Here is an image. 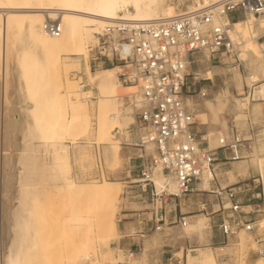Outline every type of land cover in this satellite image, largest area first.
Returning <instances> with one entry per match:
<instances>
[{
    "label": "bare ground",
    "instance_id": "bare-ground-1",
    "mask_svg": "<svg viewBox=\"0 0 264 264\" xmlns=\"http://www.w3.org/2000/svg\"><path fill=\"white\" fill-rule=\"evenodd\" d=\"M220 1L192 0L189 9L204 8ZM182 11L177 9L174 0H0V165L3 177L0 186V240L4 249L3 264H79L80 259L88 260L90 264H99L101 259L103 264L121 262L120 256L111 257L107 248L115 234L120 232L116 219L123 186L108 179H103L101 183H83L80 177L71 176L74 163L75 166L78 163L82 166L87 158L78 154L74 162L70 144L66 142L81 147V140L89 138V95L92 93L84 89L85 85L80 82L82 78L76 79L72 71L77 72L84 61L86 77L98 88L97 141L99 150L101 143L106 144L103 148L106 159L111 167H115L121 161V142L132 139L128 128L137 125L135 113L144 105V98L139 86L121 83L119 74L124 71V66L93 72L89 63L90 46L99 42V35L108 36L113 41L112 38L117 37V27L124 22L171 18ZM49 18L62 22L60 36H52L43 30V23ZM223 20L228 19L215 17L214 23ZM233 27L232 36L237 44L238 56L242 59L244 56L251 71L247 76L249 86L253 87L251 94L241 100L229 86H220L217 90L202 88L199 96L184 95V103L190 112L206 117V112L210 110L215 124H219V116L223 113L239 120L247 117L252 100L256 101V110L264 104V41H260V36L264 34V15L247 14L235 20ZM206 56L210 61L211 54L206 52ZM210 73L213 75L212 71ZM254 73H261L259 81L262 83H257ZM17 89L31 103L27 107L31 121L25 138L30 137V142L37 138L41 143L37 147H45L52 154L50 164H41L35 144H26L19 155V180L15 176L18 183L12 180L15 173L11 167L14 151L11 148L13 135L25 119L17 113L13 97ZM211 131L207 137L209 147L216 149L223 135L217 139L214 133L220 134L219 129ZM147 151L152 152L153 145L147 144ZM260 151L264 153V144ZM255 162L264 180V155L258 156ZM242 172V165L237 171L229 170V181H235ZM151 178L159 196L180 195L177 179L160 168L154 170ZM61 180L65 184L59 183ZM46 181L55 184L51 192L54 194L43 191ZM200 187L212 190L208 178ZM47 196L63 199L71 208L70 215L54 219L56 204L44 202L42 198ZM60 221L65 226L53 228V223ZM176 226L168 231L170 242L181 239L187 231L202 236L209 228V218L205 213L186 226ZM256 227H264V218L256 223ZM251 234L254 235L242 230L240 244L246 245ZM156 236L153 242H157ZM66 237H71L76 247L68 254L62 251V238ZM58 256L64 258L57 260ZM262 260L264 256H258L253 264ZM139 263L140 260H131V264ZM189 264L219 263L214 251L210 250L202 260L190 255Z\"/></svg>",
    "mask_w": 264,
    "mask_h": 264
},
{
    "label": "built area",
    "instance_id": "built-area-1",
    "mask_svg": "<svg viewBox=\"0 0 264 264\" xmlns=\"http://www.w3.org/2000/svg\"><path fill=\"white\" fill-rule=\"evenodd\" d=\"M234 13L242 14L240 18L247 14L264 15V0H221L204 8L179 12L171 18L124 22L117 27V37L104 43L107 45L102 47L101 54L113 64L117 62L125 67L119 75L121 83L139 86L144 98V105L135 113L137 125H134L139 145L145 149H140L139 156L142 159L141 189L144 192L150 189L153 199L159 196L151 178L156 168L177 179L180 195H174L176 197L209 192L200 187L208 178L214 187L211 192L216 203L210 206L205 203L203 211L220 217V220H211L221 236L218 244H228L230 238L244 230L255 235L254 254L264 256V232L256 227L253 217L260 210H245L244 206L251 202L250 195L242 194L241 186H222L218 177V150L229 148L238 154L242 138L233 132L230 141L223 137L220 146L211 149L209 141L195 128V116L184 103V95L197 94V78L192 71L197 54L209 52L212 61L217 54L219 60L223 55L239 58L232 36L235 20L230 15ZM215 17L228 20L214 23ZM43 30L60 36L63 25L58 19L49 18L44 21ZM254 131L252 125L248 139L253 137ZM147 144L153 145L152 154H148ZM189 217L156 206L151 221L155 231H163L172 224L186 226ZM192 252L193 249H186V257ZM3 254L0 240V264H3ZM136 254L135 250H128V257Z\"/></svg>",
    "mask_w": 264,
    "mask_h": 264
},
{
    "label": "rangeland",
    "instance_id": "rangeland-1",
    "mask_svg": "<svg viewBox=\"0 0 264 264\" xmlns=\"http://www.w3.org/2000/svg\"><path fill=\"white\" fill-rule=\"evenodd\" d=\"M174 2L176 3L177 9L183 11L188 10L189 6L193 4L192 0H174ZM241 16L242 14L234 13L230 15V18L232 20H237ZM109 41L110 38L108 36L99 35V42H97L95 46L94 45L90 46L89 63L91 65V68L93 69L92 70L93 72L118 65L123 66L122 64H119L117 62L113 64L101 54L102 47L107 45L104 43H108ZM260 41H264V34L260 36ZM219 57H220L219 54H217L215 55V61H212V59L211 61H208L206 53H200L196 55V62L193 63L192 65V71L195 73V75L197 76L196 73L198 71L201 72L203 69L210 67L213 73V77L196 79L195 92L199 93L201 87L204 86L209 89H218L220 86H229L233 94L236 95L237 98L241 100H245V98L249 94H251L253 87L249 86L250 84L247 79V76L249 75V73H251V71H249L246 66V61L244 60V56L242 59L241 57L238 58L237 56L223 55L221 60H219ZM200 59L204 60V62L201 63ZM124 70L126 69L124 68ZM85 74H86L85 62L82 61L81 68L77 70V72L72 71V75H74L76 79H79L81 77L82 79L80 82L83 85H85L84 89L86 91H90L93 93L92 94L89 92L91 94L89 95V99H90L89 102L91 103L90 136L89 138H87L88 140L87 139L81 140L82 141L81 145H83L81 147H76L74 146V144L70 143L69 141H67L66 144H70V150L74 162H75V157L78 156V154L82 156L86 155L87 158V160L83 162L84 163V165H82L83 167L79 163H78L79 165L77 164L75 166L76 162L74 163L71 176H73L74 178L80 177L83 183H86L87 181L101 183V181L103 182V179H108L114 182H120L121 187L123 186L121 200H120V211L118 212L116 219L120 232L115 234V236L111 241V244L107 248V252L109 253V255L111 257L120 256L121 262L119 264H131V260H136V259L140 260L141 264L142 263L143 264H187L189 260L186 257V249H193V252L191 254L197 260H202L204 259L205 254L209 252L212 248L214 250V254L219 264H250V263L253 264L254 263L253 261L258 257L252 251L253 248L256 247V244L254 242L255 235L252 234L249 235V240L247 241L246 245H241L239 242V239L241 237L240 236L241 231L237 236L230 238L228 244H212V237L218 231L217 228L214 227L211 218L209 219L208 230H210L211 226L213 227L209 234H208V230L202 236H198V234L194 231H187L186 233H184V236L186 234L189 235L183 241L178 242L174 245L166 241L164 242L167 235L166 230L164 229L158 234V240L156 241L159 242L157 244H149V247L147 248V252H145L146 253L145 255L144 250L147 247L146 244L149 243L147 241H151L155 236V233H157L153 229L152 231H149V233H147L148 236L144 238L145 245L143 246L144 248L143 251L140 254H136L135 257H131V258L128 257V250L131 246L130 244L134 242L135 235L132 233H134L135 229L138 228L137 224H139L137 217L133 215V213H136L137 210H139L140 212L142 208L148 207L150 208L148 209V211L150 212V217H151L152 216L151 212L156 206L158 207L168 206L167 208H170V206L175 204L176 202L185 203L186 198H188L189 196L185 197L183 195L181 197H176L174 195L169 194L167 196H162V197L156 196L153 199L150 189H149L150 194H143V195L141 194L142 186L141 183H139V179H141L142 177L141 176L142 159L139 156L141 154L140 149L141 148L144 149V147H141L139 145L140 143L139 137L137 138L135 137L138 135H137V129L135 128L134 125H131L128 128V130L132 132V136H133L132 139L126 142L125 141L121 142L122 148H121L120 163L115 167H111L108 164V161L106 159L107 156L105 154V150L103 149L105 148L104 146H106V144L101 143V148L99 150V142L97 141V136H96L97 121H98L97 117L99 115L97 104H98V99L100 98V94L98 93L99 92L97 90L98 88L92 85V83H90L89 77L88 76L86 77ZM253 76L257 80V83H262V81H259L261 73H254ZM19 91L20 90L17 89L13 97L15 98V103H16L15 105L18 109L17 113L21 114L24 117L25 121L22 125L20 124L21 126H19V128L17 127L13 135V140H12L13 145L11 144L12 145L11 149L14 150V151L11 150L13 153L12 156L13 160L10 158L11 161H13V163L11 162L12 163L11 165H13L11 166L13 168L12 172L15 173L14 177H12V180H14V182L16 181L17 183L21 171L20 163H18L19 155L20 152H23V150H25L26 144L27 145L30 143H31L30 145L35 144L34 147L36 146V151L38 152L36 155L41 164L46 163L45 165H48L51 163V159H52L51 157L52 154L50 153L49 150H47L45 147H41V148L37 147L38 144H41L37 138H35L36 139L35 140L32 137L33 140H31V142H30L31 139L30 137L25 138V136L28 134L27 130H29L28 123L31 121L27 107L28 105H31V103L26 101L24 94L21 91L20 92ZM251 103L252 104L247 110V117L246 116L242 117V120L241 118L239 120L223 115L220 118L221 120V124L219 126L220 134L219 132H215L214 133L215 137L214 135H212V137L218 139L223 135V137L227 138V140L230 141L233 138V132H234L235 135L239 134L240 137L242 138V141L240 143H242L243 145L239 147V155L233 152V150L229 148H223L218 150V154H217L218 156L217 165H218V173H219L218 177L221 183L228 182L229 185L231 184L234 185L235 187L241 186V189L244 190L242 194L250 195L251 198L250 203L253 204V209L260 210L259 212L254 213L253 217L255 218L256 221H261V219L264 218V196H263L264 184L262 182L260 169L258 168L257 162L255 161H257L258 156L264 155V153L260 151L261 146L264 144V104L260 110H256L255 109L256 101L252 100ZM201 121H202L201 118H198V123H196L195 128L200 130L202 135L211 134L209 125L201 124ZM252 125L255 126L254 135L251 139H248L250 138L249 130L251 129ZM23 137L25 140L23 139ZM26 141H28V143ZM152 153L153 151L148 152V154H152ZM0 164H2V162H0ZM241 165L244 167V172H242V174H240L235 181L232 182L229 181L227 171L229 170L237 171V168ZM15 176L17 180L15 179ZM2 180H3L2 166L0 165V186L2 184ZM59 183L65 184V181L61 180ZM54 185L55 184L52 181H46L44 187L46 186L47 189L46 187L42 188L45 194H50L51 192H53ZM155 191H156V187H155ZM207 194H214V193L201 192L200 195H196V196L206 198ZM46 198L43 197L42 200H44V202H47L48 204L50 203L56 204V209L54 210V214L52 216L54 219L59 217H66L67 215H70L71 208H68V206H66L65 202H63V199H52L51 197L49 198L48 196ZM165 199L168 201H166ZM144 200L146 202L144 204H141L140 202ZM187 205H184L185 211L188 210ZM201 206L202 208L204 207L203 205ZM218 207H219L218 205L215 206L216 209ZM250 209L252 208L246 207L245 210H250ZM144 211L146 210H143L141 212ZM201 213H206V211H195L193 213H188V215L191 216ZM206 215L208 218L210 217L209 214L206 213ZM56 224L57 222L53 223L52 225L53 228L59 229L65 226V223H61V221L58 222L57 225ZM175 225L177 224H172L167 227H172ZM127 227H131L132 231L128 232ZM260 231L264 232V227L260 228ZM120 237L121 238L125 237V239H121ZM62 241H63L62 251L65 254L72 253L76 250L75 244L72 241L71 237L62 238ZM252 242H254V244ZM221 246L225 247V251H222L221 249H217V247H221ZM246 248H248V250ZM178 251H183V253L177 254ZM63 256H58L57 260H62L65 257ZM164 257L170 258V260H164ZM142 260L144 261L142 262ZM87 262L88 260L80 259L79 264L82 263L90 264ZM99 264H103L102 259ZM259 264H264V260L260 261Z\"/></svg>",
    "mask_w": 264,
    "mask_h": 264
},
{
    "label": "crops",
    "instance_id": "crops-1",
    "mask_svg": "<svg viewBox=\"0 0 264 264\" xmlns=\"http://www.w3.org/2000/svg\"><path fill=\"white\" fill-rule=\"evenodd\" d=\"M206 53V52H205ZM211 59H212V57H211ZM200 61H201V63H203L204 62V60H202V59H200ZM211 61V60H210ZM206 71H207V74H206ZM210 71H212L211 70V68L210 67H208V68H205L204 69V71H201V73L198 71L197 72V74H198V76H197V78L198 79H200V78H212L213 77V75H210L211 73H210ZM203 72V73H202ZM204 73H205V75H204ZM213 74V73H212ZM210 75V76H209ZM200 76V77H199ZM204 88H206V89H209V88H207V87H201V91L203 90ZM213 90H217V89H213ZM200 91V92H201ZM199 93H197V94H192V95H190V96H199L198 95ZM189 96V95H188ZM205 111H207V109L205 108L204 109ZM208 112V113H207ZM206 112V114H207V116L206 117H204V116H202V115H200V116H195V113L194 112H192L193 114H194V116H195V123H198V118H201V124H208L209 125V128H210V131L211 130H218L219 129V126H220V124H221V120H220V118L224 115V116H228V114L227 113H223V114H220V116H219V124H215L214 123V121H215V119H214V115H212V112L210 111V110H208ZM229 117L230 118H234V119H236L234 116H232V115H230L229 114ZM212 132V131H211ZM138 135V134H137ZM205 136V138L207 139V140H209L207 137L209 136V135H204ZM133 137V136H132ZM136 138L137 137H139V135L138 136H135ZM209 145H210V141H209ZM121 148L122 147H120V150H119V155H120V157H121ZM238 151V150H237ZM238 155H239V151H238ZM240 162H242V161H240ZM228 172V171H227ZM261 174V173H260ZM218 175H219V173H218ZM261 177H263V175L261 174ZM229 179V178H228ZM239 182V181H238ZM237 182V183H238ZM262 182H264V180H263V178H262ZM223 186H226V185H229V183L227 182V183H221ZM211 187H212V190L211 191H213V186H212V184H211ZM141 191H142V195L143 194H150L149 192L147 193V192H144L142 189H141ZM211 191H209V192H211ZM212 193V192H211ZM197 195V193H192V194H189V195H186L185 197H187V196H189L188 198H186V202L185 203H182V202H180V203H175V204H173V205H171L170 206V208H167L168 206H165V208H166V210L167 211H169V210H175L176 211V214H180V213H184V214H188V213H193V212H195V211H203V208H202V206L201 205H203L204 206V203H207L208 204V206H210L211 204H214L215 205V195L214 194H207V197L206 198H203V197H199V196H196ZM146 201L144 200V201H141L140 203L141 204H144ZM188 204V205H187ZM184 205H187V208H188V210L187 211H185L184 209ZM246 207H249V208H252L253 209V204H246L245 206H244V208L246 209ZM148 209H150V208H148V207H145V208H142L141 210H140V212H139V210H137V212L136 213H133V215H135L136 217H137V220H138V222H139V224H137V227L138 228H136L135 229V231H134V233H132V234H134L135 236H134V242H132L130 245V248H129V250L130 249H132V250H135L136 252H137V254H140L142 251H143V246L145 245V243H144V238L145 237H147L148 236V234L147 233H149V231H152L153 230V227H154V222L153 221H151V218L153 217V210H152V212H151V214H152V216L150 217V212L148 211ZM143 210H146V211H144V212H141V211H143ZM201 214H205V213H201ZM201 214H196V215H191L189 218H188V222H192V221H194L195 219H196V217L197 216H199V215H201ZM171 215H173L172 213H171ZM211 217V219L212 220H214V219H217V220H220V217L218 216V215H211L210 216ZM210 217H209V219H210ZM258 221H256V223H257ZM178 226H180L181 224H177ZM125 227H126V225H125ZM173 227H177L176 225L175 226H172V227H167L166 226V228H164L165 230H166V239L164 240V242L166 241V242H168V243H170V244H172V245H174V244H176V243H178V242H181V241H183L189 234H186L185 236H183L181 239H178V240H175V241H173V242H170L169 241V229L170 228H173ZM211 229H212V226H211V228H210V230H208V234L211 232ZM127 231L128 232H130V231H132V228L131 227H127ZM218 231V230H217ZM156 232H158V231H156ZM159 232H161V231H159ZM156 235H158V234H156L155 233V236ZM155 236L153 237L154 239H155ZM198 236H200V235H198ZM157 237V236H156ZM121 238V237H120ZM121 239H125V237H122ZM154 239H152L151 241H147V242H149V243H147L146 245H147V247H146V249L144 250V254L146 255V253L145 252H147V248L149 247V244H157L159 241H157V242H153L154 241ZM221 241V236H220V234H219V232H217L216 234H214V236L212 237V244H218L219 242ZM217 249H221L222 251H225V247L224 246H221V247H217ZM211 250H213L212 248H211ZM214 251V250H213ZM180 253H183V251H178L177 252V254H180ZM190 255H192L191 253L188 255V262H187V264H189V262H190ZM164 260H168V258L167 257H164ZM219 263V262H218Z\"/></svg>",
    "mask_w": 264,
    "mask_h": 264
}]
</instances>
